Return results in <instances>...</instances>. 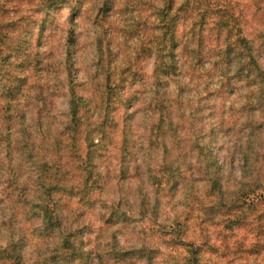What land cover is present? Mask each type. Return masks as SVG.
Wrapping results in <instances>:
<instances>
[{
    "label": "clouds",
    "instance_id": "clouds-1",
    "mask_svg": "<svg viewBox=\"0 0 264 264\" xmlns=\"http://www.w3.org/2000/svg\"><path fill=\"white\" fill-rule=\"evenodd\" d=\"M166 3L50 0L30 15L6 51L0 77L9 74L15 95L8 97L7 127L0 112V264H125L110 255L113 249L135 251L131 264H185L183 248L141 234L143 225L155 220L173 227L194 199L207 203L213 183L229 202L251 183L264 184V0L222 5L233 10L244 43L218 36L215 17L194 31L198 17L177 14L184 0H175L170 17L176 21L161 50L148 37L162 36ZM5 12V19L14 18L17 5L0 0V16ZM145 19L147 36L131 31ZM100 39L113 42V72L130 65L122 83L113 78L107 113ZM108 51L105 43V62ZM69 81L81 116L88 113L95 184L84 192L78 186L70 201L52 188L54 219L46 225L42 207L48 197L37 187L42 161L29 154L63 131L71 110L57 109L54 119L37 100L56 93L69 104ZM105 114L106 137L98 129ZM165 166L175 182L171 191ZM110 217L115 227L106 226ZM207 236L217 244L214 232ZM66 239L74 252L64 248ZM187 239L199 244L202 237L193 227ZM143 249L154 254L142 255Z\"/></svg>",
    "mask_w": 264,
    "mask_h": 264
},
{
    "label": "trees",
    "instance_id": "trees-1",
    "mask_svg": "<svg viewBox=\"0 0 264 264\" xmlns=\"http://www.w3.org/2000/svg\"><path fill=\"white\" fill-rule=\"evenodd\" d=\"M6 2L17 5V12L14 18L5 19L6 12L4 16H0V64L5 62L6 51L20 37L21 30L28 23L30 15L42 10L46 4L50 3V0H6ZM225 2L227 0H184V3L177 9V14L183 11L186 15L197 16L198 21L194 25V31L195 27H202L205 21H211L215 17L218 36L222 33L228 42L236 40L239 43H244L239 38L238 31H235L238 21L233 10L230 7L222 6ZM174 4L175 0H167L165 9L160 13L162 23L167 22L162 36L148 37V43H152L154 40L158 41L161 50L165 49L170 42L169 32L176 21V16L170 17ZM50 6L54 8L56 4L51 3ZM144 7L146 12L150 11L147 3ZM106 8L105 5L101 12ZM256 10L260 11L259 8ZM98 19H100L99 16ZM131 31L137 35L143 32L147 36V20L134 25ZM105 35L107 36V33ZM105 43L109 48L106 62L103 59ZM112 43L111 39L97 41V48L101 54V68L106 73L104 94L101 96V102L106 105L105 113L108 111L107 106H110L112 101L113 78L115 77L119 83H122L130 69L129 65L120 67L116 72L111 70L112 54L115 51L112 48ZM105 63H107V68H103ZM8 75L5 73L3 77H0V99L4 100V107L0 109V112L4 113L3 119L6 127L10 120L7 115L9 111L8 97L15 95V89L9 87ZM119 83L116 84V87H119ZM69 85L70 103L68 107L71 110L69 121L63 126V131L57 133L56 137L50 139L46 145L42 144L39 151L33 145V151L29 154L31 158L40 156L42 161L41 166L37 169V187L43 189L45 196L48 197L47 203L42 207L46 225L51 224L54 219L52 208L55 205L52 204L50 196L52 188H59V195L70 201L72 193L77 190L78 186L80 191L84 192L90 185L95 184V178L91 171V155L94 144L90 138L91 133L88 131L89 125L86 120L88 113L85 111L83 117L81 116L80 105L76 102L71 81H69ZM5 91H7V97L4 95ZM59 99L60 97L56 93H52L49 97L38 98L37 103L42 104L41 111L48 110L55 119L54 114L58 109L57 101ZM107 120L108 117L105 114L98 125V129L105 137L107 133L104 132V129L107 126ZM156 131L158 132L159 129ZM122 143L126 144L127 141L124 140ZM48 157H51L50 163ZM162 170L169 173L168 187L171 191L175 183L171 175L172 170L167 166ZM157 184L160 185V182L157 181ZM12 187L13 185L9 183V189ZM218 187V184L213 183L211 189L205 194L207 203L199 198L194 199L193 206L189 208L183 218L173 220V227L169 228L152 220L143 225L141 234L150 235L153 238L163 237L168 246L173 249L183 248L186 254L185 264H201V260H203V264H264V255H262L264 252V184L259 180L251 183L230 202L225 201L223 193L218 192ZM81 203H83V198ZM216 216H219V219H216ZM110 220L111 217L109 221L105 222L106 226L115 227L116 225L111 224ZM123 224L126 227L130 226L127 219L123 220ZM193 227L201 234L202 239L199 244L194 240L187 239ZM236 229L243 231L238 233L235 231ZM209 232L215 233L217 244L210 242V238L207 236ZM63 246L66 250L75 251L67 239ZM141 254L151 257L154 253L150 249H143ZM110 255L124 260L125 264H131L132 258L137 253L131 250L118 252L113 249Z\"/></svg>",
    "mask_w": 264,
    "mask_h": 264
},
{
    "label": "rangeland",
    "instance_id": "rangeland-1",
    "mask_svg": "<svg viewBox=\"0 0 264 264\" xmlns=\"http://www.w3.org/2000/svg\"><path fill=\"white\" fill-rule=\"evenodd\" d=\"M57 106H58V109H60V110H63L65 107H68V104L66 105L64 102H63V100H62V98H60L58 101H57Z\"/></svg>",
    "mask_w": 264,
    "mask_h": 264
}]
</instances>
